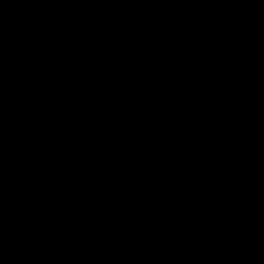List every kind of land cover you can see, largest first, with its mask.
Segmentation results:
<instances>
[{"label":"water","instance_id":"obj_1","mask_svg":"<svg viewBox=\"0 0 264 264\" xmlns=\"http://www.w3.org/2000/svg\"><path fill=\"white\" fill-rule=\"evenodd\" d=\"M0 264H264V60L217 0H0Z\"/></svg>","mask_w":264,"mask_h":264}]
</instances>
